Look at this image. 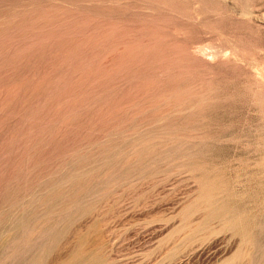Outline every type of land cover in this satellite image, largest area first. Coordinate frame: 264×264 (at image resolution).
Instances as JSON below:
<instances>
[{"label":"rangeland","instance_id":"rangeland-1","mask_svg":"<svg viewBox=\"0 0 264 264\" xmlns=\"http://www.w3.org/2000/svg\"><path fill=\"white\" fill-rule=\"evenodd\" d=\"M76 253L264 264V0H0V264Z\"/></svg>","mask_w":264,"mask_h":264},{"label":"bare ground","instance_id":"bare-ground-1","mask_svg":"<svg viewBox=\"0 0 264 264\" xmlns=\"http://www.w3.org/2000/svg\"><path fill=\"white\" fill-rule=\"evenodd\" d=\"M79 253V252H78ZM73 260L63 262L61 264H105L102 255H78L77 253L72 256Z\"/></svg>","mask_w":264,"mask_h":264}]
</instances>
